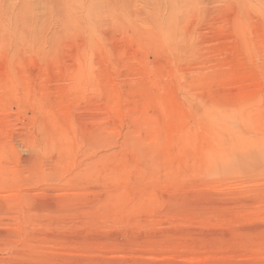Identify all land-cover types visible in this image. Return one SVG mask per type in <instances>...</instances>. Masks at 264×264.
<instances>
[{"label": "rangeland", "instance_id": "obj_1", "mask_svg": "<svg viewBox=\"0 0 264 264\" xmlns=\"http://www.w3.org/2000/svg\"><path fill=\"white\" fill-rule=\"evenodd\" d=\"M0 264H264V0H0Z\"/></svg>", "mask_w": 264, "mask_h": 264}, {"label": "bare ground", "instance_id": "obj_2", "mask_svg": "<svg viewBox=\"0 0 264 264\" xmlns=\"http://www.w3.org/2000/svg\"><path fill=\"white\" fill-rule=\"evenodd\" d=\"M38 160V159H37ZM28 164V163H27ZM36 166V165H35ZM54 171V170H53ZM12 177V176H11ZM19 179V178H18ZM17 181V180H16Z\"/></svg>", "mask_w": 264, "mask_h": 264}]
</instances>
